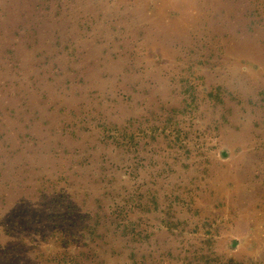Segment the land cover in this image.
Instances as JSON below:
<instances>
[{
	"label": "rangeland",
	"instance_id": "rangeland-1",
	"mask_svg": "<svg viewBox=\"0 0 264 264\" xmlns=\"http://www.w3.org/2000/svg\"><path fill=\"white\" fill-rule=\"evenodd\" d=\"M0 264H264V0H0Z\"/></svg>",
	"mask_w": 264,
	"mask_h": 264
}]
</instances>
